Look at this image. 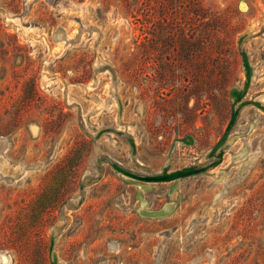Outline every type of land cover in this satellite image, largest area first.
<instances>
[{
  "label": "rangeland",
  "instance_id": "374dc122",
  "mask_svg": "<svg viewBox=\"0 0 264 264\" xmlns=\"http://www.w3.org/2000/svg\"><path fill=\"white\" fill-rule=\"evenodd\" d=\"M0 142V264H264V0H0Z\"/></svg>",
  "mask_w": 264,
  "mask_h": 264
},
{
  "label": "water",
  "instance_id": "95a60500",
  "mask_svg": "<svg viewBox=\"0 0 264 264\" xmlns=\"http://www.w3.org/2000/svg\"><path fill=\"white\" fill-rule=\"evenodd\" d=\"M247 69V72H248V68L246 67ZM236 96V98L239 97V94H234ZM234 119H235V114H233L232 116V119L229 123V126L227 128V131L226 133L221 137V139L219 140L218 144L214 147V151L218 150L221 146H223L225 144V142L227 141V138H228V134H229V129L231 128L233 122H234ZM119 170V169H118ZM120 172H122L123 174H126L132 178H135V179H139V180H142V181H145V182H168V181H173L175 179H178V178H183V177H187V176H191L193 174H197L199 172H201L202 170L200 171H197V170H193V169H186V170H183V171H178V172H175V173H172V174H167V173H163V175L161 176H157V177H148V178H138L134 175H131V174H128V173H125L121 170H119ZM161 210L157 211L158 213H160ZM163 213L161 214H158L156 217L158 216H163L162 215Z\"/></svg>",
  "mask_w": 264,
  "mask_h": 264
},
{
  "label": "bare ground",
  "instance_id": "6f19581e",
  "mask_svg": "<svg viewBox=\"0 0 264 264\" xmlns=\"http://www.w3.org/2000/svg\"><path fill=\"white\" fill-rule=\"evenodd\" d=\"M4 146H5V144L3 142H0V152L3 150ZM169 211H170V208L169 207H165L164 209H162L160 211V213H158V212H150V211H146V210H142L141 212L145 216L156 217L158 214L163 213L162 215H164V214L168 213Z\"/></svg>",
  "mask_w": 264,
  "mask_h": 264
}]
</instances>
